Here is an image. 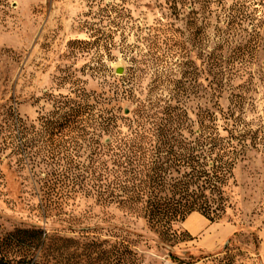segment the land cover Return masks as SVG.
<instances>
[{
  "label": "rangeland",
  "instance_id": "1",
  "mask_svg": "<svg viewBox=\"0 0 264 264\" xmlns=\"http://www.w3.org/2000/svg\"><path fill=\"white\" fill-rule=\"evenodd\" d=\"M232 16L230 29L226 26ZM218 45H224L221 54L227 59L247 62L253 85L249 91L242 87L246 75H238L234 85L241 86L237 93L246 91L251 98L243 106L244 118L261 137L264 0H0V259L32 264L28 237L16 232L36 229L49 240L41 254L37 251L35 264H111L107 250L114 234L128 243L135 264H264L260 147L250 149L236 165L225 189L230 208L223 218L210 222L198 214L191 224L188 217L181 223L189 241L163 243L144 220L90 199H76L65 216L41 213L43 174L55 169L47 166L51 153L88 160L95 109L117 107L108 101L113 83L123 79L143 94L152 80L167 75L190 89L194 67L200 97H191L185 106L192 112L210 107L202 92V61ZM243 46L250 50L236 53ZM155 58L162 65L151 66ZM118 68L122 74L116 73ZM141 69L142 79L134 84ZM219 105L227 107L226 95ZM69 111L79 116L73 118L71 134L60 135L61 117ZM82 126L86 137L78 135ZM10 131L15 145L3 151Z\"/></svg>",
  "mask_w": 264,
  "mask_h": 264
},
{
  "label": "trees",
  "instance_id": "2",
  "mask_svg": "<svg viewBox=\"0 0 264 264\" xmlns=\"http://www.w3.org/2000/svg\"><path fill=\"white\" fill-rule=\"evenodd\" d=\"M234 20L229 17L226 27L231 29ZM223 46L207 48L202 61L206 82L202 92L208 99L206 103L212 104L210 107L192 112L185 106L191 97H200L194 67L189 73L190 89L182 88L180 81L167 75L163 80H152V86L143 94L128 88L123 79L113 83L108 101L117 107L95 109L88 160L74 161L70 155L61 159L51 153L47 166L54 165L55 169L43 174L41 213L48 217L65 216L76 199H90L101 207L144 220L161 242L172 245L191 240L180 228L190 214L198 213L210 222L223 218L230 208L225 189L233 179L236 165L250 149L260 147L264 151V135L259 137V132L244 118L243 106L251 99L245 94L253 85L252 74L246 61L223 56ZM242 50L250 49L243 46L236 53ZM160 61L155 58L149 63L158 67L162 65ZM149 63L144 67H149ZM143 70L134 84L142 79ZM238 75L248 77L242 94L237 93L241 86L234 85ZM160 85L174 88L160 90ZM224 95L228 101L225 109L219 105ZM101 102L98 98V105ZM132 102L134 107H129ZM74 116L79 115L72 111L62 115L57 131L60 135L71 134ZM85 129L80 127L78 135L86 137ZM17 130L21 132L20 126ZM15 139L8 132L2 150L12 148ZM16 233L28 237L27 247L32 252L29 261L35 264L37 251L43 252L49 238L36 229ZM111 239L109 262L135 264V254L128 243L115 234ZM0 264H6L4 257Z\"/></svg>",
  "mask_w": 264,
  "mask_h": 264
},
{
  "label": "crops",
  "instance_id": "3",
  "mask_svg": "<svg viewBox=\"0 0 264 264\" xmlns=\"http://www.w3.org/2000/svg\"><path fill=\"white\" fill-rule=\"evenodd\" d=\"M188 222H190V224H191V222H193V221H196L198 218H199V216H198V213H192V214H190L189 216H188Z\"/></svg>",
  "mask_w": 264,
  "mask_h": 264
},
{
  "label": "water",
  "instance_id": "4",
  "mask_svg": "<svg viewBox=\"0 0 264 264\" xmlns=\"http://www.w3.org/2000/svg\"><path fill=\"white\" fill-rule=\"evenodd\" d=\"M122 72H123L122 68H118V69L116 70V73H118V74H122ZM127 113H128V111L126 110V111H125V114H127Z\"/></svg>",
  "mask_w": 264,
  "mask_h": 264
}]
</instances>
